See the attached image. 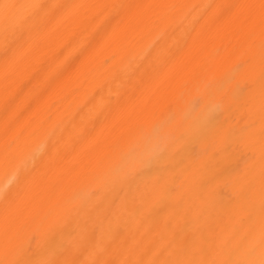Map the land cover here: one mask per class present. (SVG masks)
<instances>
[{"label": "bare ground", "instance_id": "6f19581e", "mask_svg": "<svg viewBox=\"0 0 264 264\" xmlns=\"http://www.w3.org/2000/svg\"><path fill=\"white\" fill-rule=\"evenodd\" d=\"M0 264H264V0H0Z\"/></svg>", "mask_w": 264, "mask_h": 264}]
</instances>
